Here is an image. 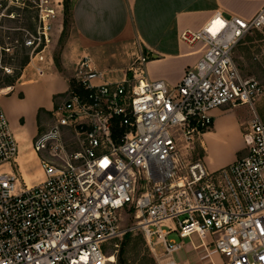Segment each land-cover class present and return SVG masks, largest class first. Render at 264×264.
Here are the masks:
<instances>
[{
	"label": "built area",
	"instance_id": "obj_1",
	"mask_svg": "<svg viewBox=\"0 0 264 264\" xmlns=\"http://www.w3.org/2000/svg\"><path fill=\"white\" fill-rule=\"evenodd\" d=\"M64 10L63 0H0V70L11 75L4 59L24 55L23 70L45 78ZM261 30L264 7L250 20L216 13L202 30L182 32L205 52L174 88L149 80L145 55L121 82L82 60L53 124L33 140L43 175L35 184L21 172L1 91L0 264H108L114 243L139 231L159 264H180L186 239L202 264H264V120L251 122L248 153L234 164L211 171L203 158L186 159L213 110L253 107L264 94L234 59Z\"/></svg>",
	"mask_w": 264,
	"mask_h": 264
},
{
	"label": "crops",
	"instance_id": "obj_2",
	"mask_svg": "<svg viewBox=\"0 0 264 264\" xmlns=\"http://www.w3.org/2000/svg\"><path fill=\"white\" fill-rule=\"evenodd\" d=\"M63 1L71 6L73 38L63 54L62 67L59 69L53 66L50 70L55 71L45 78L22 84L19 88L11 87L12 92L1 97L2 107L21 150L18 135L26 131V125H21L19 120H25L26 114L33 118L34 126L26 139L28 150L30 147L33 149L39 114L55 108V96L70 89L69 80L74 78L78 64L85 58L90 61L95 71L103 75V81L121 82L131 76L130 69L136 58L145 55L149 58L145 65L149 80L164 81L170 88H174L205 52L203 43L191 46L184 42L181 39L182 32L202 30L216 13L250 20L264 7V0ZM60 22L57 26V37L62 33L59 30L63 28L62 19ZM251 35L246 36L237 48L251 49L249 45L255 43L250 38ZM232 108L234 107L225 106L213 110V126L200 138L199 144L204 150L205 161L211 171L230 166L246 156L248 150L244 133L247 125L250 126L256 117L264 120L263 98L257 100L252 107L253 118L240 120L232 115ZM17 116L18 125L15 126L13 117ZM33 155L36 164L40 166L35 152ZM19 161L22 159H18L20 164ZM42 177L41 173L39 180ZM183 252L190 257L195 255L193 260L187 259L184 264H202L191 243L185 244Z\"/></svg>",
	"mask_w": 264,
	"mask_h": 264
},
{
	"label": "rangeland",
	"instance_id": "obj_3",
	"mask_svg": "<svg viewBox=\"0 0 264 264\" xmlns=\"http://www.w3.org/2000/svg\"><path fill=\"white\" fill-rule=\"evenodd\" d=\"M65 5H66V14L64 10V15L61 18L63 23V28L62 29L59 28V30H62L61 31L62 33L58 37L56 35L52 45V50H51L52 53L50 55L51 57L49 58V62L52 64L51 68L53 66H56L59 69L62 67L63 54L67 49L68 46L67 44L71 42V39L73 38L72 26L70 20L71 6L69 3H65ZM59 24H61V22ZM250 38L255 42L249 45L251 49L243 50L242 48H237L234 53V59L235 62L239 64L238 66H240L242 73L246 77L254 78L258 80L264 88V30L253 32ZM240 56H242V58H240ZM24 61H25L24 55H21L16 60L4 59V63L14 67V70L11 75H7L5 70H0V92L2 91L1 95H5L9 93L10 91L6 90L9 87L19 88L22 84H26L29 82L31 83L32 81L38 80L34 76L33 70L30 69L23 70L25 68V66L23 67ZM53 71L55 70H49L48 73L50 74ZM72 78L73 77H71L69 80L70 84ZM7 81H10L12 86H7L6 85ZM65 93H67V91ZM65 93H59L55 96L54 98L55 107L58 106V104L61 102V99L63 96H65L64 95ZM261 98L264 99V94L262 95ZM53 110L54 109H52L51 111H42L39 114V119L37 124L38 132L36 133L35 138L38 135L45 133L53 124L54 122V116L52 113ZM231 110H232V115L236 116L240 120H244L248 117L253 118L254 112L251 106L248 105L238 106L236 108L235 107L232 108ZM13 120H14V125L15 126L18 125L16 122L18 120V116L13 117ZM19 123L23 126L26 125V131H22L18 135L22 145V150L19 156V158L22 159V161H19L20 169L26 182L30 184H35L38 181H40L39 179L41 178L42 171L40 166L35 162V158L33 155L34 150L32 149V147H30L28 150L27 140H26L30 129H32L34 126L33 118L30 116V114H26L25 120L20 119ZM247 127L249 128V125H247ZM248 128H246V130L245 128L243 129L245 130V133ZM28 145H31V143H29ZM207 157L209 158V154ZM199 158H203L205 160L204 150L202 149L201 145L197 143L194 153L191 156L188 155L186 159L197 160ZM205 162L206 164H208L207 161ZM134 224H136V221L133 222V225ZM125 225L127 227L128 225H131V223L128 224V222L126 221ZM169 239L175 241L176 243L182 242V239L176 233L170 235ZM184 243L190 244L191 242L189 239H186L184 240ZM157 252L159 254L163 253L164 252L163 246L157 247ZM109 256H114V258L110 259L108 264H159L157 257L153 253L144 235L140 231L137 233H132V237L129 241H125L123 239L121 241L115 242L113 245V249L109 252ZM192 256L193 257H190V255H186L185 252L181 251L176 255V259L178 263L184 264L187 259L193 260V258H195L194 254H192ZM217 262L221 264L222 261L221 259H218Z\"/></svg>",
	"mask_w": 264,
	"mask_h": 264
},
{
	"label": "trees",
	"instance_id": "obj_4",
	"mask_svg": "<svg viewBox=\"0 0 264 264\" xmlns=\"http://www.w3.org/2000/svg\"><path fill=\"white\" fill-rule=\"evenodd\" d=\"M65 14H66V5H65ZM65 27H66V24H65ZM27 63H28V58L25 57V61H24V63H23V67L26 66ZM5 84H6V83H5ZM6 85H7V86H12V84H11L10 81H7V84H6ZM131 237H132V233L126 235L125 238H124V240H125V241H129V240L131 239ZM125 243H126V242H125Z\"/></svg>",
	"mask_w": 264,
	"mask_h": 264
},
{
	"label": "water",
	"instance_id": "obj_5",
	"mask_svg": "<svg viewBox=\"0 0 264 264\" xmlns=\"http://www.w3.org/2000/svg\"><path fill=\"white\" fill-rule=\"evenodd\" d=\"M200 130H202V126L200 125Z\"/></svg>",
	"mask_w": 264,
	"mask_h": 264
}]
</instances>
